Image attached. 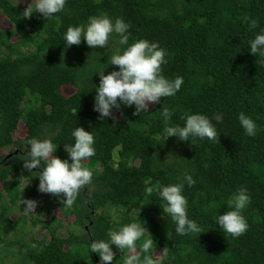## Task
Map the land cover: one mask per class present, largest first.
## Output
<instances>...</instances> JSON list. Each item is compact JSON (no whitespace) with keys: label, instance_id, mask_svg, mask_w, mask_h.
Returning <instances> with one entry per match:
<instances>
[{"label":"trees","instance_id":"16d2710c","mask_svg":"<svg viewBox=\"0 0 264 264\" xmlns=\"http://www.w3.org/2000/svg\"><path fill=\"white\" fill-rule=\"evenodd\" d=\"M23 1L0 0V12L12 25L0 29V149L8 150L0 155V247H12L20 264H100L91 243L109 241V230L136 222L145 228L137 251L153 239L148 254L160 264H264V57L249 50V42L264 32V0H66L47 19L39 12L22 17ZM104 15L129 25L127 45L115 33L105 47H89L83 38L67 45L69 26H86L90 17ZM252 19L258 21L255 28ZM141 39L165 50L161 74L182 77L181 88L140 115L133 114L135 105L121 103L112 116L99 119V73L118 71L111 55ZM65 84L75 88L69 96L61 91ZM165 107L173 113V126H183L186 114L207 116L218 138H167ZM241 112L255 122V136L240 125ZM21 121L26 133L14 138ZM76 127L94 137L95 154L82 162L93 177L67 208L60 197L38 191V170L29 172L23 160L28 141L36 138L50 139L53 155L70 163L65 148L74 145ZM185 174L195 181L191 187L184 182L182 190L187 216L203 233L177 234L156 190L180 183ZM241 188L250 197L241 211L248 229L232 237L216 218L232 210L228 201ZM22 199L44 203L48 219L38 211L30 222L47 235L27 237ZM55 207L74 217L66 235L59 234L64 224ZM111 247L112 264H124L128 251Z\"/></svg>","mask_w":264,"mask_h":264},{"label":"clouds","instance_id":"9594fccd","mask_svg":"<svg viewBox=\"0 0 264 264\" xmlns=\"http://www.w3.org/2000/svg\"><path fill=\"white\" fill-rule=\"evenodd\" d=\"M66 0H31L21 13L24 18H31L33 12H39L46 19L55 13L62 11ZM258 21L252 19L250 26L257 27ZM129 25L122 19L112 20L104 16H93L89 18L87 25L69 26L64 34V40L68 46L79 45L82 38L87 45L92 48L105 47L108 44L109 35L115 33L119 35V43L127 45L129 35L127 29ZM249 50L253 55L264 57V32L257 34L250 42ZM165 50L160 48L155 42L148 40H138L130 44L122 54H113L110 57V64L118 66V71H112L105 75L100 74V83L96 87L94 97V111L99 113V119L113 115L112 108H120L121 103L127 106L135 105L134 115L148 111L149 105H154L160 101L161 97L174 96L183 84L182 77L174 80L165 78L161 72L162 64L166 63ZM161 115L164 122L165 136H175L181 141H189L196 138L215 141L218 133L211 120L199 113L186 114L181 117L185 120L183 126L171 125L172 112L167 107L163 108ZM214 119L222 122L223 116L215 114ZM240 125L247 135L255 136V122L241 112L238 116ZM72 136L75 143L65 150L69 153L71 162L53 155L56 146L50 139L38 140L33 138L28 141L30 148L27 149V158L24 159L23 167L29 172L37 169L39 177L38 191L60 197V203L67 208H71L80 190L91 184L93 173L82 163L86 158L95 154L94 137L90 131L83 127H76ZM43 163V166H42ZM43 169L39 171V169ZM184 182L188 187L195 184L191 175L185 174L180 183L168 186H157L159 197L166 201L162 208L164 213L171 216L176 223L177 234L203 233L198 224L190 220L187 216V200L182 195ZM146 191L151 194L153 188ZM250 203V197L246 188L238 190L229 199L228 210L216 218V223L224 233L232 237H239L248 229L245 218L241 211ZM25 214L36 212L37 201L33 199H22ZM145 228L139 223L133 222L124 225L119 230H109V241H93L90 251L99 254L100 264H112L115 253L111 245H115L121 251L127 250L128 255L124 259V264H160L159 260L153 259L148 253L153 247V239H145L137 251V241L144 236ZM141 254L143 259L141 260Z\"/></svg>","mask_w":264,"mask_h":264},{"label":"rangeland","instance_id":"374dc122","mask_svg":"<svg viewBox=\"0 0 264 264\" xmlns=\"http://www.w3.org/2000/svg\"><path fill=\"white\" fill-rule=\"evenodd\" d=\"M15 2H19V1H15ZM30 2H31V0H24L23 5L27 7L28 3H30ZM11 27H12V25H11L10 21L0 12V29H8ZM74 89L75 88L72 85H68V84L61 86V91L65 96H69L70 94H72ZM152 107H153V105H149L148 111H150L152 109ZM25 133H26V129L24 127L23 122L21 121V122H19L17 130L13 133V137L14 138H21L25 135ZM4 150H7V148ZM4 150H1V154H6L8 152V150L6 152ZM35 211L36 212L27 214V218H26L27 223H26L25 229H26V234H27L28 238L30 237V235L34 234L35 238L39 239V238H41L42 235H47V232L45 230L40 231L39 225H35L33 227L31 225L30 218L31 217H33V218L38 217L37 212L40 211V212H43V214H44L43 218L45 220H47L48 214H47V211H46V208H45V205L43 202L40 204L39 203L37 204ZM53 212L57 217L62 218V220H63L64 227L59 230V234L62 236L66 235L67 231L74 227L72 224L74 217L72 215L65 216V215L61 214V212L59 211V209L57 207L54 208ZM18 213L19 212H15L14 215H12V218H15L16 216H18ZM21 213L23 214L24 210H22ZM9 238H12V236L10 235ZM12 249H13L12 247L11 248H6L3 246L0 247V264H20L18 257L13 254Z\"/></svg>","mask_w":264,"mask_h":264},{"label":"flooded vegetation","instance_id":"af4514ba","mask_svg":"<svg viewBox=\"0 0 264 264\" xmlns=\"http://www.w3.org/2000/svg\"><path fill=\"white\" fill-rule=\"evenodd\" d=\"M4 149H5V148H2V149H0V151H1V150H4ZM4 151L6 152V150H4ZM0 155H2L1 152H0Z\"/></svg>","mask_w":264,"mask_h":264}]
</instances>
